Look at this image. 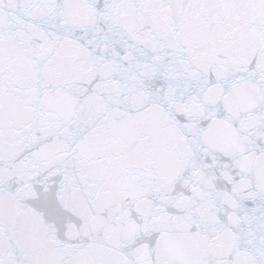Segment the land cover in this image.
Returning <instances> with one entry per match:
<instances>
[{
    "label": "snow or ice",
    "instance_id": "6c2138e0",
    "mask_svg": "<svg viewBox=\"0 0 264 264\" xmlns=\"http://www.w3.org/2000/svg\"><path fill=\"white\" fill-rule=\"evenodd\" d=\"M0 264H264V0H0Z\"/></svg>",
    "mask_w": 264,
    "mask_h": 264
}]
</instances>
